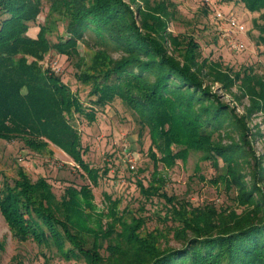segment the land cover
<instances>
[{
    "label": "trees",
    "instance_id": "1",
    "mask_svg": "<svg viewBox=\"0 0 264 264\" xmlns=\"http://www.w3.org/2000/svg\"><path fill=\"white\" fill-rule=\"evenodd\" d=\"M136 1L0 0V140H19L37 153L52 145L95 183L97 172L83 161L86 150L74 118L92 123L99 110L118 99L129 109L140 136L148 132L154 170L147 186L141 182L137 186L146 201L158 197L168 207L163 217L170 224L166 233L146 231L145 217L127 209L119 213L117 201L108 196L107 213L94 218L92 195L86 186L78 190L69 186L57 198L45 178L33 182L22 168L17 169L11 185L5 181L0 187V214L13 239L31 240L65 261L264 264V194L259 181L248 187L237 163L239 157L248 159L250 152L237 145L222 147L214 137L224 128V121L232 129L242 124L203 85L206 62L201 60V66H196L201 58L199 44L166 31L175 5L167 0H140L136 19L131 9ZM220 1H239L252 13L264 10V0ZM44 8V21L37 24ZM254 26L264 45V23L254 21ZM33 27L38 28L35 38L28 35ZM79 44L94 49L93 54L80 56ZM51 50L77 59L82 69L76 79L89 88L87 105L57 75L38 66ZM216 68L211 65L208 71L227 90L232 81ZM250 94L254 106L264 110V84ZM173 147L178 150L174 152ZM191 153L200 154L217 172L210 180L213 185L235 191L236 204L246 207L243 215L230 213L225 221L214 207H194L163 191L165 180L158 165L171 168L177 160L185 163ZM250 158L256 179L262 169L255 156ZM138 210L143 212L142 207ZM104 217L108 221L102 224ZM170 234L181 241L179 249L161 248V239ZM12 264L21 262L14 257Z\"/></svg>",
    "mask_w": 264,
    "mask_h": 264
},
{
    "label": "rangeland",
    "instance_id": "2",
    "mask_svg": "<svg viewBox=\"0 0 264 264\" xmlns=\"http://www.w3.org/2000/svg\"><path fill=\"white\" fill-rule=\"evenodd\" d=\"M167 1L175 5V15L168 20L166 31L172 36H182L185 39L191 37L199 44L201 58L196 61V66H201V60L206 62L203 65L206 66L202 75L203 85L218 97L221 104L232 109L242 124V128L232 129L227 125L229 121H224V128L214 135L215 139L222 147L237 145L242 146L248 154L250 152L248 159L239 157L237 161L241 168L240 174L244 176L243 181L249 188L259 181L258 187L264 194V110L254 106L255 101L250 94V91L258 92L260 84H264V45L259 42V32L254 26V21L264 23L261 20L264 10L249 12L239 1ZM138 5L142 6L140 0L131 4L136 19ZM216 12L222 14V21L216 19ZM45 14L46 8L39 15L37 24L43 23ZM229 18H234L239 23L243 28L242 32L229 24ZM37 31V27L30 28L28 35L35 38ZM61 31L62 27H59L58 32ZM230 38L243 43V51H232L228 45ZM50 39L55 41L54 36H50ZM77 48L80 56H89L94 52V49H87L83 44H79ZM117 56L116 53L112 54L113 58ZM175 57L181 62L177 54ZM27 60L31 62L32 58L27 57ZM211 65L217 67L216 72H226L224 74L230 77L232 84L227 90L216 81L218 76L208 71ZM38 66L57 75L84 105L88 104L91 99L88 96L89 88L76 79L82 69L78 67L76 58L67 59L51 50L38 61ZM236 75L240 76L239 79H234ZM74 125L80 134L82 147L86 150L82 156L83 161L97 172L95 183L71 158L52 145L37 153L27 149L19 140H0V187L5 181L11 185L17 178V169L22 168L33 182L39 177L45 178L57 198L69 186L77 190L86 186L92 195L94 218L99 213H107L109 204L105 198L108 196L117 201L116 210L119 213L127 209L133 215L145 217L146 231L166 233L170 224L164 222L163 217L168 207L158 197L146 201L137 186L138 182L147 186L154 170L149 157L150 139L147 130L140 136L139 126L129 109L118 99L102 111L99 110L94 122L87 123L75 117ZM243 135L246 136V143L242 139ZM177 150L173 147L174 152ZM250 156L256 157L262 169V174L256 179ZM218 165L220 168L223 165L220 160ZM157 171L165 180L163 191L168 196H175L194 207H214L218 214L223 213L221 215L225 221L230 213L241 216L245 212L246 207L237 205L234 201L235 191H227L221 185L216 186L210 182L217 172L209 162L201 160L200 154L191 153L185 163L177 160L171 168L159 164ZM140 207L143 212L138 210ZM106 221L108 218L104 217L102 224ZM160 246L179 249L181 241L170 234L161 239ZM53 252L49 253L31 240L21 242L13 239L0 214V264H12L14 257L21 264H85L76 260L65 261Z\"/></svg>",
    "mask_w": 264,
    "mask_h": 264
},
{
    "label": "built area",
    "instance_id": "3",
    "mask_svg": "<svg viewBox=\"0 0 264 264\" xmlns=\"http://www.w3.org/2000/svg\"><path fill=\"white\" fill-rule=\"evenodd\" d=\"M215 17L217 20H221V21L224 19L222 14L219 12L215 13ZM228 21H229V24H231L238 32H242L243 28L240 27L239 23L234 18H229ZM228 45H229V48L235 52H241L244 49V44L233 38L232 39L230 38L228 40Z\"/></svg>",
    "mask_w": 264,
    "mask_h": 264
}]
</instances>
